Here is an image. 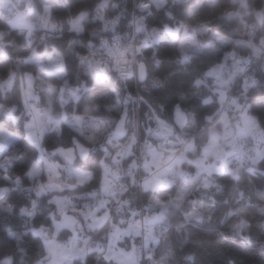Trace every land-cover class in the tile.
I'll return each mask as SVG.
<instances>
[{
    "label": "clouds",
    "instance_id": "9594fccd",
    "mask_svg": "<svg viewBox=\"0 0 264 264\" xmlns=\"http://www.w3.org/2000/svg\"><path fill=\"white\" fill-rule=\"evenodd\" d=\"M0 264H264V0H0Z\"/></svg>",
    "mask_w": 264,
    "mask_h": 264
}]
</instances>
